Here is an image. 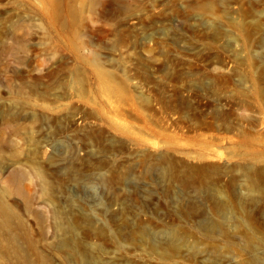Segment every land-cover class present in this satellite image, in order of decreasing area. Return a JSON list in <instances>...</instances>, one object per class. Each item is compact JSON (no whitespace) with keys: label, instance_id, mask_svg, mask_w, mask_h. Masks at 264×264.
<instances>
[{"label":"rangeland","instance_id":"374dc122","mask_svg":"<svg viewBox=\"0 0 264 264\" xmlns=\"http://www.w3.org/2000/svg\"><path fill=\"white\" fill-rule=\"evenodd\" d=\"M14 170L33 264H264V0H0Z\"/></svg>","mask_w":264,"mask_h":264},{"label":"bare ground","instance_id":"6f19581e","mask_svg":"<svg viewBox=\"0 0 264 264\" xmlns=\"http://www.w3.org/2000/svg\"><path fill=\"white\" fill-rule=\"evenodd\" d=\"M209 9L212 6L208 7ZM96 63V62H95ZM39 177L44 182V177L39 174ZM26 176L23 173L15 172V170L10 174L8 178V183L10 187L0 189V264L6 259L10 264H33L30 261L29 254L20 244L21 236L17 230L24 227V222L15 212V208L9 203V198L15 195V188L18 192H22V182L25 180ZM36 219L40 222L43 221V217L40 214L36 215ZM212 229L215 228L214 224H211ZM59 228L66 230V227L59 225ZM67 234V233H66ZM148 236L145 232L144 237ZM166 242L172 247L173 251L179 250L181 240L175 232H170L167 234ZM155 251L159 252L157 243H155ZM58 248L61 250L69 252L71 257L81 256L82 264H95L88 263L87 256L84 252L79 250L78 244L76 242H71L66 239H62L58 243ZM194 252H199L197 248L192 249ZM167 256V254H163ZM36 264V263H35Z\"/></svg>","mask_w":264,"mask_h":264}]
</instances>
